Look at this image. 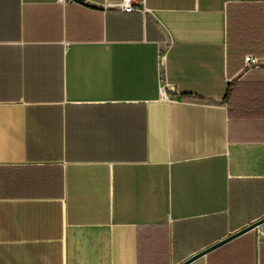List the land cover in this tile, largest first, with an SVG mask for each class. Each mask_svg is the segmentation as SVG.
Segmentation results:
<instances>
[{
	"label": "crops",
	"instance_id": "obj_1",
	"mask_svg": "<svg viewBox=\"0 0 264 264\" xmlns=\"http://www.w3.org/2000/svg\"><path fill=\"white\" fill-rule=\"evenodd\" d=\"M119 1L0 0V264H264V0Z\"/></svg>",
	"mask_w": 264,
	"mask_h": 264
},
{
	"label": "built area",
	"instance_id": "obj_2",
	"mask_svg": "<svg viewBox=\"0 0 264 264\" xmlns=\"http://www.w3.org/2000/svg\"><path fill=\"white\" fill-rule=\"evenodd\" d=\"M59 4H70L72 0H57ZM108 7L115 8L119 12L131 14L136 11H140L142 7V3L139 0H120L116 4H109ZM247 64L255 65L257 64V60L253 57H248L246 59Z\"/></svg>",
	"mask_w": 264,
	"mask_h": 264
},
{
	"label": "water",
	"instance_id": "obj_3",
	"mask_svg": "<svg viewBox=\"0 0 264 264\" xmlns=\"http://www.w3.org/2000/svg\"><path fill=\"white\" fill-rule=\"evenodd\" d=\"M263 223H264V220H262V221L259 222L258 224H255V225L251 226L250 228L244 230L242 233H245V232H247V231L253 230V229H255L256 227L262 225ZM235 237H237V236H233V237L229 238V239L226 240L225 242H222L220 245H222V244H224V243H227L228 241L234 239ZM220 245H219V246H220ZM219 246H216V247H219ZM202 255H204V254H200L199 256H196L195 258H193V259H191V260L185 262L184 264H190V263H192L194 260H196L197 258L201 257Z\"/></svg>",
	"mask_w": 264,
	"mask_h": 264
}]
</instances>
